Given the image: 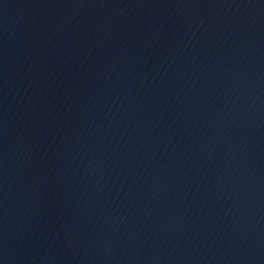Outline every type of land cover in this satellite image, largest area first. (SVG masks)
<instances>
[{"label": "water", "instance_id": "1", "mask_svg": "<svg viewBox=\"0 0 264 264\" xmlns=\"http://www.w3.org/2000/svg\"><path fill=\"white\" fill-rule=\"evenodd\" d=\"M0 0V264H195L69 68Z\"/></svg>", "mask_w": 264, "mask_h": 264}]
</instances>
